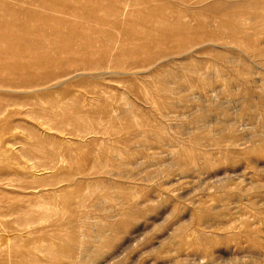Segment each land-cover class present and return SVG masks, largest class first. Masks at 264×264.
Segmentation results:
<instances>
[{
  "label": "rangeland",
  "instance_id": "1",
  "mask_svg": "<svg viewBox=\"0 0 264 264\" xmlns=\"http://www.w3.org/2000/svg\"><path fill=\"white\" fill-rule=\"evenodd\" d=\"M12 14L36 46L0 64V264H264V0Z\"/></svg>",
  "mask_w": 264,
  "mask_h": 264
},
{
  "label": "bare ground",
  "instance_id": "2",
  "mask_svg": "<svg viewBox=\"0 0 264 264\" xmlns=\"http://www.w3.org/2000/svg\"><path fill=\"white\" fill-rule=\"evenodd\" d=\"M24 1V0H23ZM78 1V0H77ZM54 2V1H52ZM21 4V3H20ZM22 4H24L22 2ZM26 4V3H25ZM34 4V3H33ZM58 4V3H57ZM62 5V3H60ZM103 4V3H102ZM26 5H29L26 4ZM31 5V4H30ZM59 5V4H58ZM17 6V5H16ZM33 6V5H32ZM40 6V5H39ZM51 6V5H50ZM55 6V5H54ZM84 8H85V5H83ZM129 6V5H128ZM127 4H126V7H128ZM3 7V6H2ZM6 7V5H5ZM9 7V6H8ZM13 7V6H11ZM28 7L29 8H32V7H29V6H26V8ZM35 7V5H34ZM37 7V6H36ZM52 7V6H51ZM68 7V6H67ZM79 7V6H78ZM115 7V6H114ZM120 7V6H119ZM22 9V6L20 7ZM84 8H80L79 10L81 11V9H83L82 12H85ZM121 8V7H120ZM6 9V8H5ZM11 9H14V8H11ZM16 9V8H15ZM19 7L15 10V11H18ZM47 9V8H46ZM86 9H89V8H86ZM103 8L99 5L96 6V11H100L102 10ZM74 10V9H72ZM126 10L123 9L122 11ZM4 11V9L2 10ZM10 11V9H9ZM21 11V10H20ZM122 11H120L119 13L123 14ZM6 12V11H5ZM8 12V11H7ZM14 12V11H13ZM22 12V11H21ZM25 12V11H24ZM29 12H31V10H29ZM50 12V11H49ZM58 12V11H56ZM92 12V11H91ZM19 13V12H18ZM34 13V12H33ZM90 15L89 12H86ZM30 16H28V19L29 21H31L32 19H35V16L38 17V15H34L32 13H29ZM92 14V13H91ZM5 15V14H4ZM32 15V16H31ZM115 15V14H114ZM125 15V14H124ZM45 16H48V15H45ZM93 16V15H91ZM123 16V15H122ZM27 17V16H26ZM87 17V16H86ZM94 17V16H93ZM5 18V17H4ZM44 18V17H42ZM90 18V17H89ZM0 32L2 33L0 35V64L2 65H5L6 67H11L12 70H15V72H17L16 70H21L24 68V70H26V67H32L33 66V62H30L28 63L27 65L24 64L22 61V58L25 57L26 55V52L29 51L30 49H33V47L36 46L35 42L33 41V36H34V32H32V29H30L29 25L27 24V21H23V22H17V20H20L19 17H17L15 14H12L11 15V19L8 20L7 22H4L2 21V18H0ZM25 20V18H23ZM31 19V20H30ZM39 19V18H38ZM38 19L36 21H38ZM48 19V17H47ZM84 19V18H83ZM102 19V18H101ZM5 20V19H3ZM34 20V21H35ZM49 20H52V19H49ZM100 20V18H99ZM106 20V19H105ZM2 22V23H1ZM88 21H86V25L87 27H89V24H87ZM90 22V21H89ZM98 22V21H97ZM100 23L99 24H102L101 21H99ZM107 22V20H106ZM65 23V22H64ZM91 24V23H90ZM108 24V23H107ZM86 25L84 27H86ZM76 26V25H74ZM75 29V28H74ZM73 29V30H74ZM72 30V29H71ZM77 31V30H75ZM74 32V31H73ZM98 32V31H97ZM82 33V31H81ZM71 34V33H70ZM74 34V33H73ZM79 34V33H78ZM76 34V35H78ZM87 34V33H86ZM39 35V34H38ZM82 35V34H81ZM84 36V35H83ZM5 38H9V40L12 41L11 44L9 45H5L3 44L2 40L4 41ZM37 38V37H36ZM34 38V39H36ZM73 38V37H72ZM88 38V37H86ZM84 39V38H83ZM8 40V39H7ZM38 40L39 42V39H36ZM89 42V41H88ZM90 43V42H89ZM95 43V42H94ZM67 46V45H66ZM67 48H69L67 46ZM18 50L20 52V54H13V51L14 50ZM63 51V50H62ZM71 53V52H70ZM2 57H4V59L7 61L9 60V62H6L5 60L1 59ZM7 57V58H5ZM30 58V57H29ZM8 63V64H7ZM99 67V66H97ZM4 68V67H3ZM23 70V71H24ZM6 73V71H5ZM25 76V75H24ZM23 80L26 82V83H31L32 82V77L30 75H28V77H24ZM6 110V109H5ZM4 111V110H3Z\"/></svg>",
  "mask_w": 264,
  "mask_h": 264
}]
</instances>
